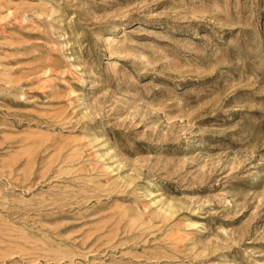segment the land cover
<instances>
[{
	"label": "rangeland",
	"instance_id": "rangeland-1",
	"mask_svg": "<svg viewBox=\"0 0 264 264\" xmlns=\"http://www.w3.org/2000/svg\"><path fill=\"white\" fill-rule=\"evenodd\" d=\"M0 264H264V0H0Z\"/></svg>",
	"mask_w": 264,
	"mask_h": 264
}]
</instances>
